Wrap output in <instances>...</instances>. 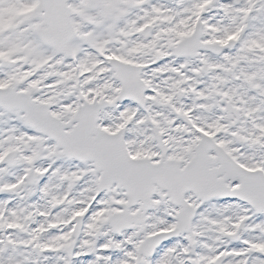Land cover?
<instances>
[{"label":"snow or ice","instance_id":"6c2138e0","mask_svg":"<svg viewBox=\"0 0 264 264\" xmlns=\"http://www.w3.org/2000/svg\"><path fill=\"white\" fill-rule=\"evenodd\" d=\"M0 264H264V0H0Z\"/></svg>","mask_w":264,"mask_h":264}]
</instances>
